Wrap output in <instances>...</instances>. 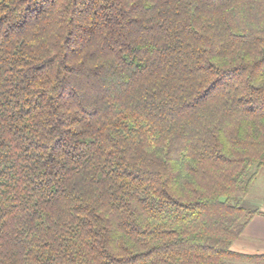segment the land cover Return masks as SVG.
I'll list each match as a JSON object with an SVG mask.
<instances>
[{"label":"trees","instance_id":"obj_1","mask_svg":"<svg viewBox=\"0 0 264 264\" xmlns=\"http://www.w3.org/2000/svg\"><path fill=\"white\" fill-rule=\"evenodd\" d=\"M264 172V0H0V264H231Z\"/></svg>","mask_w":264,"mask_h":264},{"label":"crops","instance_id":"obj_2","mask_svg":"<svg viewBox=\"0 0 264 264\" xmlns=\"http://www.w3.org/2000/svg\"><path fill=\"white\" fill-rule=\"evenodd\" d=\"M259 210L262 214L253 219L242 237L233 245L234 252L264 256V206H260Z\"/></svg>","mask_w":264,"mask_h":264},{"label":"rangeland","instance_id":"obj_3","mask_svg":"<svg viewBox=\"0 0 264 264\" xmlns=\"http://www.w3.org/2000/svg\"><path fill=\"white\" fill-rule=\"evenodd\" d=\"M237 202L241 207L248 209H259L260 206H264V172H262L254 181L253 185L250 187L249 193L245 196H241ZM243 234L244 232L242 235ZM231 264H264V258L255 261L238 260L233 261Z\"/></svg>","mask_w":264,"mask_h":264}]
</instances>
